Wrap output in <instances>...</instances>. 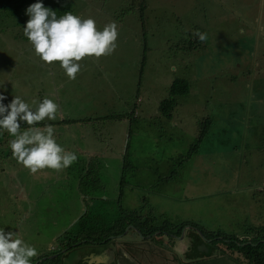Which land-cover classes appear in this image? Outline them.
Wrapping results in <instances>:
<instances>
[{
	"label": "rangeland",
	"instance_id": "rangeland-1",
	"mask_svg": "<svg viewBox=\"0 0 264 264\" xmlns=\"http://www.w3.org/2000/svg\"><path fill=\"white\" fill-rule=\"evenodd\" d=\"M86 1L89 8L85 0H0V70H9L11 64L15 73L22 67H32L35 52L32 55L27 49L25 39L14 36L23 37L21 26L29 19L26 9L41 2L55 11L57 18L71 11L81 19H94L98 31L110 22L117 24L116 44L121 42L124 52L116 57L125 54L121 58L123 63L110 55L101 56L100 64L107 69L106 78L94 66V88L109 85L112 80L126 95L123 102L118 94L110 96L105 89L101 91L102 100L113 98V104L108 103L107 114L102 110L104 117L95 110L89 115L87 121L92 127L84 138L77 134L80 122L73 125L79 145L92 148L90 137L98 130L95 127L108 126V145H101V155L89 161L78 150V144H71L69 151L76 154L78 162L63 169L67 172L59 179L69 184L53 191L35 185L36 211L29 197L17 190L24 180V168L11 158L10 152L3 160L0 158V230L5 231L6 226L14 228L15 201L27 204L28 209H24L27 213L17 220L21 227L16 229L23 230L26 243L34 246L38 254L41 250L57 259L54 255L61 253L62 240L60 237L53 241L52 236L62 226H77L85 207L94 210L90 224H109L117 218L137 216L138 221L144 222L147 219L140 216L142 213L156 224H165L167 230L182 234L187 228H193L195 234H201L202 229L223 231L240 240L249 228H263L264 0ZM23 2V17L5 8L10 3L19 7ZM63 10L66 12L62 13ZM197 31L206 33L207 39L201 42ZM19 46L26 49L15 51ZM138 55L140 77L123 81L121 72L136 70ZM90 58L95 60L94 56L87 60ZM13 60L16 62L12 63ZM54 66L61 68L59 62H54ZM4 74H0V79ZM46 75L43 84L49 90L54 86H49L52 81L57 80L50 71L46 70ZM177 78L189 82V94L170 95V86ZM31 81L25 92L35 91ZM3 86L0 80V89ZM22 90L23 87L11 86L9 91ZM136 97L140 100L137 99V104ZM174 97L176 100L170 102ZM163 102L171 104L167 113L161 110ZM170 111L172 115H167ZM123 118L132 120L125 127L130 134L129 142L121 131ZM205 125L208 130L199 141L197 137ZM0 143L3 152L6 140ZM184 156L189 161L182 162ZM84 167L89 168L86 177L81 176ZM64 175L69 178L66 180ZM77 188L85 192V199ZM90 192L102 195L103 203L89 204ZM61 236L74 240L69 233L63 232ZM137 236L142 238L139 233ZM163 240L170 242L166 236ZM162 246L157 242L149 254L145 243L137 249L146 253V259L139 255L125 261L135 263L145 259L142 264H173L170 260L174 253ZM87 248L86 245L77 248L82 249V257ZM77 251L73 249L68 259L63 255L58 259H65L62 264H81ZM220 253L221 250L217 257H221ZM197 264L232 262L227 257L216 261L206 258Z\"/></svg>",
	"mask_w": 264,
	"mask_h": 264
},
{
	"label": "clouds",
	"instance_id": "clouds-1",
	"mask_svg": "<svg viewBox=\"0 0 264 264\" xmlns=\"http://www.w3.org/2000/svg\"><path fill=\"white\" fill-rule=\"evenodd\" d=\"M26 15L29 19L23 28L24 35L32 45L35 55L46 64L59 62L69 79L76 78L80 71L78 62L83 58L94 56L99 59L101 56L111 55L117 47L118 30L115 22L106 24L102 31H98L94 19H81L71 11L57 18L56 12L46 8L41 2L31 4L26 9ZM196 35L201 42L207 39L206 33L197 31ZM6 98L0 94V129L14 137L9 141V146L12 157L18 163L29 169L31 174H36L38 170L45 168L61 171L77 160L75 153L65 151L56 142L52 125H45L43 128L36 126L45 119H56L57 103L45 97L42 101L33 100L30 105L21 97L14 96L11 102L5 105L3 101ZM20 122H26L29 125L23 132L20 131ZM186 230H189L190 234H195L193 228ZM211 234L217 236L216 240L222 236L219 241L226 242L227 250H223L225 252L221 253V256L228 258V253L232 251L226 241L229 240L227 239L229 234L223 231H213ZM195 235L199 243L205 248L208 247V250L211 249V252L202 254L203 250H199L197 256L189 257L190 259L186 261L188 264L197 260H205L215 252L214 247L212 249L208 241L203 238V236L206 237L204 229L201 234ZM160 236L157 234L155 240ZM244 236L243 240L247 239L246 244L253 239L251 236ZM243 240L238 242L242 243ZM168 245L163 246L168 247ZM37 255L36 248L18 238L17 233L0 230V264H31L32 258ZM237 259L242 264H248V260L241 253Z\"/></svg>",
	"mask_w": 264,
	"mask_h": 264
},
{
	"label": "crops",
	"instance_id": "crops-1",
	"mask_svg": "<svg viewBox=\"0 0 264 264\" xmlns=\"http://www.w3.org/2000/svg\"><path fill=\"white\" fill-rule=\"evenodd\" d=\"M85 5H87L89 8L90 3L85 0ZM23 6H24V2L22 3L21 7ZM52 6L55 7L54 4ZM61 12L65 13L66 11H61ZM19 14H22V17H23L25 15V10L20 11ZM19 14L17 15L19 16ZM25 26L26 25H24V27ZM24 27L21 26V29H23ZM22 32H23V37L16 36V35L15 36L13 35V36L17 39H25L26 45H27L26 47L27 49H29V51L33 55L34 49L32 45L29 43V41L26 39L27 37L24 35V31ZM26 47L19 46L15 49V51H22L26 49ZM9 48L12 50L11 47ZM123 52L124 50L122 49V44L121 42H118L117 48L110 55V57H116L120 53H123ZM129 52L130 51L127 50V53ZM124 55L125 54H122L120 57H116L119 63H123L121 61V58H123ZM128 55L129 54H127V56ZM107 58L109 57H106L104 59H107ZM33 59L34 60H32V63H31L32 67H29V66L22 67V69L19 70V73H15L16 70H13V64L10 65L9 70H0V74L5 73L4 78L0 79L4 83L3 88L0 89V94L7 97L3 101V103L5 105L9 104L14 96L21 97L26 103H29L30 105H32L33 100L42 101L45 97L52 99L58 105L56 119L55 120L45 119L44 121L40 122L36 126H39L41 128L49 124L52 126H56L57 130L55 134L58 139L56 141H60L62 143V146L65 148V151L66 150L69 151L71 144L76 145L77 134L79 136L81 135L84 136L86 132L89 130V128L92 127L91 122H88L87 119H89V115H91L94 110L97 112H101V117H104L102 110H104L105 114H107L106 113L107 106L109 104H113L114 99L106 97L104 100H102L103 95L101 94V91L103 89H105V93L109 94L110 96L118 94L119 99H121L123 102H126L125 100L126 95L123 92H121L116 85H114L112 80L109 83V85L108 83H106L105 86H102L101 84H99L94 88V85H96V76L94 75L95 69L93 67L96 66L98 71L104 76V78H106L105 71L107 70L101 66L100 60L97 58H95V60H92V58L87 60V56H86L81 61H79L78 63L81 64V68H80V71L77 73L76 78L74 80L69 79L68 76L65 75L64 72H62L63 70L61 68L54 66V63L46 64L45 62L41 61L38 56L33 57ZM15 62L16 61L13 60L12 63H15ZM95 62H99V64H96ZM100 67H102V69ZM136 67H137L136 70H133V71L128 70L125 72L124 71L121 72V75H120L121 79L123 81L128 80V79H137V77L139 76L138 71L140 68L139 55L136 61ZM111 68L113 67H110L109 69ZM46 70L50 71L51 74H53V76L57 80L54 83L52 81V83L49 86L50 87H52L53 85L54 86L52 89H49V90H45V87L47 86L43 84L44 82L43 77H44V74L46 75ZM33 79L36 80L35 81L36 84L33 82L34 81ZM30 81L33 82L32 85L36 87L35 91L25 92V87L30 83ZM45 81L47 82V75H46ZM11 86L23 87V90L20 93H18L17 91L15 92L9 91ZM137 99L139 100V98L136 97L135 104H137L140 101V100L137 101ZM33 109H34V106H33ZM113 116H116V115L113 114ZM130 121H127L126 118H123L121 120V122H130ZM78 122H80L79 125H77ZM20 123H21V127L29 126L26 124V122H20ZM75 124L77 125V131H78L77 134L73 128V125ZM121 127H122V131L125 132V126L122 125ZM88 147L89 146L79 145L78 150L80 151V153L86 156H87L86 152L88 149L90 150V152H99L97 150L94 151V149L88 148ZM84 162L88 163L86 159H84ZM19 166L24 168V172L22 174V178L24 180L19 182L20 187H17L18 193L21 194L22 196L33 198L34 201L31 203L33 204L34 207L36 205L37 209H38V206H37V203L33 195L34 192L37 190L34 188L35 185L37 186L41 185V187L46 191H53V190L59 189V187H64L66 184L65 182H60L59 179L61 178L60 176L64 174V172H67V171H62V170L56 171L53 169H50V170L43 169V171L38 170L36 174H31L29 169L25 168L22 164H19ZM82 174L85 177L88 176L89 168L87 169L86 167H84V169L82 170ZM15 176L18 177V175H16V171H15ZM51 178H56L57 180H51ZM19 226L21 227L20 224L17 227ZM10 229H13V228L9 226L5 227L6 232H9ZM17 230L18 229H15L13 230V232L17 233L18 232ZM246 236L253 237L251 234L248 235V233L246 234ZM22 239L26 240L23 235H22ZM91 255L93 256V254ZM107 255L110 256L108 252H107ZM103 258L104 257L100 256L99 254L97 260L92 258L91 262L96 261L99 264L100 262L103 261L102 260ZM110 258H113V257H110ZM86 264H90V263H86Z\"/></svg>",
	"mask_w": 264,
	"mask_h": 264
},
{
	"label": "flooded vegetation",
	"instance_id": "flooded-vegetation-1",
	"mask_svg": "<svg viewBox=\"0 0 264 264\" xmlns=\"http://www.w3.org/2000/svg\"><path fill=\"white\" fill-rule=\"evenodd\" d=\"M157 115V114H156ZM131 123V121H130ZM128 124V122H124V125L126 127V125ZM137 124L139 125H148V123H144L142 121H137ZM29 127V126H28ZM132 127V126H131ZM21 128H27V127H21ZM95 129H98L97 131H94L92 137H90V140L92 141V146L94 148V151L97 150L99 152L102 151V146L101 145H108V139H107V129L108 126H103L102 129L95 127ZM130 129V128H129ZM121 131H122V127H121ZM123 132V131H122ZM126 133V129L125 132ZM59 145L62 146V143L60 141H56ZM1 146V143H0ZM63 147V146H62ZM64 148V147H63ZM5 150L3 152H0V158L3 160L5 158V156L8 154V152H10L11 158H12V152H11V148L10 146H5L4 148ZM95 158V157H93ZM125 160H127L125 158ZM124 160V161H125ZM93 161V159H92ZM78 161L76 160L75 163H77ZM126 165V164H125ZM14 168H11V171ZM82 177L83 174H81ZM65 179L69 178V175H64L63 176ZM65 182V181H64ZM69 184V183H66ZM13 191V190H12ZM78 192V194H81V196L85 199V192L79 188H77L76 190ZM92 193L91 197L89 198V204H95V203H103L102 201H100V199H103V197H101L102 195H98L97 192H90ZM101 197V198H100ZM117 197H112L111 199H116ZM29 199L33 202L34 200L29 197ZM68 205L70 203H67ZM70 207V206H69ZM85 211L84 214L80 217V219L77 221V226H71L70 228L69 225L67 224L65 226H62L60 228V230L58 232H56L53 236H52V240H56L58 238H60L62 240V246H61V253H59L58 255H54L57 256V259H53V256H46L45 252H42L40 250V253L38 254L37 257L32 258V262L31 264H62L63 261L65 259H63V261L59 260L58 258H60L63 255V258H70L71 256V251L74 250H78L77 254L79 253L82 256V249H77L78 247H81L83 244V242L85 241H90L87 242V244H89L88 246V250H91V254H93V256L91 255V259L94 258L95 260H97L99 254L100 256L104 257L102 260V262H100L99 264H142V261H145L146 259V253L138 251L137 247L138 246H143L145 243H147L148 247H147V251L149 254L152 253V250L155 249V247L157 246V242L155 240V236L161 235V236H166L168 239H170V243L171 241L173 243H171V249L167 248L165 246L166 249H168L171 253H174V255L171 257L170 262L175 264H183L181 262L184 261L186 262L188 259H190V256H197L198 252H199V248L204 249V245L199 243V241L197 240V237L195 234H190L188 233L187 235L184 233V235L181 234H174L172 232V230H167L165 224L163 225V229L157 230L155 232H150L151 229H149L147 227L146 221L141 222V225L139 226L136 221L130 223L131 218L130 217H124L123 219H115L114 221H112L109 224H90L91 223V219L93 217V213L94 210L91 209L90 207H85ZM24 209H28V205L24 204V203H20V202H16L15 201V213H16V219H15V224H14V228L13 230L16 229L17 225H18V219H20V217L22 216V214L27 213L26 210ZM37 207L35 205L34 207V211H36ZM140 216L144 217L145 219H147V215L145 214H140ZM133 219L138 221V216L137 217H133ZM116 225V230L120 229L121 227H125V230L123 231V233H114L113 232H105L104 228L107 226H113ZM168 227L169 223L167 224ZM185 226V225H184ZM148 228V229H147ZM17 236L18 238L22 239V235L24 236V238L26 239L25 235L23 234L24 232H22L23 230L20 228V230H17ZM206 231V237L203 236V238L208 241V243L211 245V248L215 249L216 253L215 255L212 253L211 256L209 257L210 260H214L216 261L217 259L223 258L221 257H217L219 254V251L221 250V253H224L227 248H226V242L224 241H219L216 240L217 236H212L209 235L211 234L213 231H209V230H205ZM69 233L72 238H74V240L72 241V239H69V236L66 237H62V233ZM143 232H145L146 234H144ZM141 234L142 238H139L137 236V234ZM174 234V235H173ZM103 245L102 244H96L94 242H98L95 241L97 239L103 238ZM138 239H141L142 241H139ZM25 243L27 240L22 239ZM66 240V241H65ZM79 240V242H78ZM144 240V241H143ZM93 241V242H91ZM78 243H83L81 245H78ZM240 244H246L245 243H240ZM78 245V246H77ZM192 246V249L190 250L189 248ZM71 247H73L72 249H70ZM204 247V248H203ZM41 248V247H40ZM187 248V249H186ZM230 248L232 249V251H230L228 254V259L229 261L232 262V264H242L238 261L237 257L238 255L241 253L240 250L234 246H230ZM43 249V248H41ZM51 249L53 250L54 247H51ZM223 250H225L223 252ZM209 251L211 252V249L208 251H201L202 254L205 253H209ZM107 252L110 256L107 255ZM220 253V254H221ZM144 256L145 259L142 261L137 260L135 263H131L129 261H125V258L129 257L132 259V257H136V256ZM113 257V258H110ZM86 258V257H83ZM90 260H84L83 263L81 264H86V263H90V264H98L96 261L91 262ZM54 260V261H53ZM205 260H197L195 262L189 263V264H197L199 262H202Z\"/></svg>",
	"mask_w": 264,
	"mask_h": 264
},
{
	"label": "trees",
	"instance_id": "trees-1",
	"mask_svg": "<svg viewBox=\"0 0 264 264\" xmlns=\"http://www.w3.org/2000/svg\"><path fill=\"white\" fill-rule=\"evenodd\" d=\"M11 1H14V0H11ZM5 8L12 10L16 14H19L22 7L21 6L18 7V6H15L14 4L10 3ZM63 11H65V10H63ZM170 92H171L170 95H175V97L177 95L178 96L187 95L190 92V84L185 79L177 78L176 80H174L172 82V84L170 86ZM175 97L172 98L170 102H174L176 100ZM170 107H171V104L169 102H166V103L163 102L161 110H163L162 111L163 113L164 112L167 113L168 110L170 109ZM172 109H171V111H172ZM239 110H240V108H239ZM171 111L167 115H172ZM205 123H207V121ZM207 130H208V127H207V125H205L203 127L201 134L197 137V140L202 141V139L206 135ZM125 137H126L127 142H129L130 134H129V131H127V130L125 133ZM197 140H196V142H197ZM194 150H197V147H195ZM184 155H186V154H184ZM181 160H182V162L183 161H189L186 156L182 157ZM125 162H127V160H125ZM126 168H127V164L124 166V168H122V170L125 171ZM134 221H136V223L139 226L141 225V221H137L133 218H131L130 223H132ZM149 221L151 224H148ZM146 224H147V227L149 229H151L150 230L151 233L155 232L157 230L163 229L162 227L164 225V224H162V225L156 224L153 221V218H151L148 215H147ZM262 227L263 228L258 227L257 229H250L249 228V230H247L245 235L248 233V235L251 234L253 236V239L248 244H240L238 242V241H240V239L236 235L227 236V239H229V241H228L229 245L231 247L234 246V247L238 248L240 250L241 254L244 256V258L246 260H248V264H264V226H262ZM104 230H105V232H109V233L115 231L114 233L119 234V233H123V231L125 230V227H121L120 229L116 230V225H113V226L105 227ZM173 232H175L176 234H181V231H173ZM143 233L146 234L145 232H143ZM211 235H213V234H211ZM103 239H104V237L97 239L95 241H98V242H94V243H99V244L103 245V243H102ZM245 240H247V239H245ZM78 242H79V240H78ZM87 242H90V241L83 242L85 244L78 243V245L83 244L82 246H84V245L89 246V244H87ZM91 242H93V241H91ZM72 248L73 247H71L70 249H72ZM85 251L87 253H85L83 255V257H86V258H83L79 253L77 254L78 260H80L81 263H83L84 260H90L91 259V252L92 251L88 250V248ZM82 254H83V252H82Z\"/></svg>",
	"mask_w": 264,
	"mask_h": 264
},
{
	"label": "water",
	"instance_id": "water-1",
	"mask_svg": "<svg viewBox=\"0 0 264 264\" xmlns=\"http://www.w3.org/2000/svg\"><path fill=\"white\" fill-rule=\"evenodd\" d=\"M37 127H39V126H37ZM28 128V127H27ZM27 128H21L20 129V131L21 132H23L24 130H26ZM53 128H54V137H55V139L56 140H58L57 139V137H56V130H57V128H56V126H53ZM83 138H84V136H83ZM12 139H14V137H12L11 135H9L5 130H3V129H0V142L1 141H4V140H6V146H8L9 147V141L10 140H12ZM76 144H78L79 145V139H78V136H76ZM88 148H91V147H88ZM2 148L0 147V150H1ZM87 157H88V159H90V158H92L93 156H99V155H101V152H90V150L88 149L87 150ZM124 154V153H123ZM104 154H102V156H103ZM103 157H105L106 158V156H103ZM123 157V156H122ZM165 236H161L159 239L158 238H156V241L158 242V243H161V244H163V245H168V243H166L164 240H163V238H164ZM168 247H170V245H168ZM189 249H191V247L189 248ZM200 250H204V251H208V247L207 248H204V249H201V248H199Z\"/></svg>",
	"mask_w": 264,
	"mask_h": 264
}]
</instances>
